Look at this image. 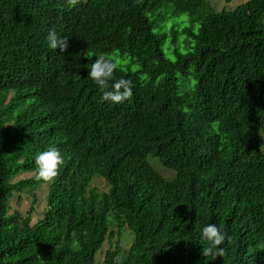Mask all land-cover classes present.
Instances as JSON below:
<instances>
[{
	"label": "trees",
	"instance_id": "16d2710c",
	"mask_svg": "<svg viewBox=\"0 0 264 264\" xmlns=\"http://www.w3.org/2000/svg\"><path fill=\"white\" fill-rule=\"evenodd\" d=\"M53 26L66 51L48 47ZM99 53L119 61L131 99L102 101L88 78ZM89 130L114 141L92 165L106 194L83 176L63 182L89 160L87 147L73 154ZM261 146L264 0L221 11L208 0H0V264H264ZM51 147L64 163L43 210L37 198L18 210L38 185L34 156ZM210 223L232 237L215 261L201 255Z\"/></svg>",
	"mask_w": 264,
	"mask_h": 264
},
{
	"label": "clouds",
	"instance_id": "9594fccd",
	"mask_svg": "<svg viewBox=\"0 0 264 264\" xmlns=\"http://www.w3.org/2000/svg\"><path fill=\"white\" fill-rule=\"evenodd\" d=\"M66 3L69 6L74 7L79 3V0H66ZM48 47L52 50L59 49L61 52L66 51L68 48V39L60 37L57 34L55 26L49 29L48 35L46 37ZM119 61L114 59L110 54L99 53L96 55L94 62L91 63L88 78H90L98 87L99 91L102 93V101L110 103H123L126 100L131 99L132 97V82L123 77L116 78L115 72L118 69ZM89 129V127H88ZM88 137L89 143H83L79 146L78 149H74V161L77 162L81 159L84 150L86 147L90 151L89 160L82 166H78L74 171L68 176L63 182L69 185H75V180H78L81 176L84 177L83 183H88L87 190L95 189L97 193L103 194L108 192V185L105 182V179L102 176L97 174H92V165L95 159L97 152H103L104 145L107 146L106 152L112 154L114 141L110 137L106 140L97 142V135L90 134ZM264 147V146H261ZM152 157V156H148ZM148 157L145 159L147 161ZM154 158V157H152ZM155 159V158H154ZM35 161V179L38 181L37 188L33 191H25L31 195V198H37L38 202L42 201L45 203V198L40 199L39 196L35 194L37 189H42L43 193L48 195L50 194V186L59 173L60 166L64 163L63 157L61 156L60 151L51 147L47 150L37 152L34 156ZM131 167L136 166L135 156L129 155L124 160ZM150 165V163L147 161ZM151 166V165H150ZM161 166V165H160ZM152 167V166H151ZM153 168V167H152ZM155 169L159 170V174L164 181H171L174 177V172L170 169L162 170L159 168L156 163ZM166 169V168H165ZM156 171V170H155ZM163 171H169L172 173V178L167 179L163 175ZM98 182L104 183V189L99 190L95 185ZM25 194V193H24ZM66 200L59 199V204L63 207ZM200 238L204 245H202L201 255L205 258L211 257V261H215L217 258H222L225 255V250L221 247L226 241L231 243L232 237L228 236L226 233L222 232L221 228H218L215 224H206L200 230Z\"/></svg>",
	"mask_w": 264,
	"mask_h": 264
},
{
	"label": "rangeland",
	"instance_id": "374dc122",
	"mask_svg": "<svg viewBox=\"0 0 264 264\" xmlns=\"http://www.w3.org/2000/svg\"><path fill=\"white\" fill-rule=\"evenodd\" d=\"M209 3L213 6V8L217 9V11H221V10H229V9H233L234 7H236L237 5L243 3L245 0H232L230 2H227L226 0H208ZM147 161L150 163V165L153 167L154 170H156L158 173H159V170L155 169V165L156 163L158 164L159 168L162 169V170H167L165 169L164 167L160 166V163L152 158V157H148ZM25 174L27 173H24L23 175H20V177L22 176H25ZM163 175L165 178L167 179H170L172 178V173L169 172V171H163ZM19 177V178H20ZM97 186V188L99 190H103L104 189V183L103 182H98L95 184ZM35 194L37 196H39L40 199H43L42 197H45V194L43 193L42 189H37L35 191ZM24 195V199L20 200L21 201V204L19 206H15L17 207L18 210L22 211V210H27L28 207L31 205V202H32V198H31V195L26 193L23 194ZM17 194L16 196L13 198L14 201L17 200ZM14 201H12V204L15 205ZM43 207H44V203L42 201H39L37 204L34 205V208H35V213H38L40 211L43 210ZM132 241V237L128 234H123V236L119 239V246L121 249H126L129 247L130 243ZM109 248V244L108 243H105L103 248H102V251L99 255H97V261L98 262H101L102 261V258H103V254H104V251L106 249Z\"/></svg>",
	"mask_w": 264,
	"mask_h": 264
}]
</instances>
